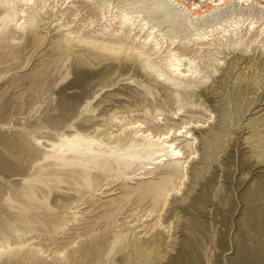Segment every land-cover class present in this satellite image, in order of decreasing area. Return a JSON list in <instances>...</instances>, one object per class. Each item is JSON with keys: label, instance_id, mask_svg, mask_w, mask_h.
<instances>
[{"label": "bare ground", "instance_id": "obj_1", "mask_svg": "<svg viewBox=\"0 0 264 264\" xmlns=\"http://www.w3.org/2000/svg\"><path fill=\"white\" fill-rule=\"evenodd\" d=\"M77 1L80 3L76 4L74 0H0V57L12 43L23 42V48L13 49L8 57L12 60L20 58L15 68H23L33 57L35 63L25 78L38 81L46 73L61 74L66 60L73 58L74 76L77 70L96 72L98 78L93 79L91 88L97 90L111 85L117 72L132 70L141 78L138 81L141 88L148 92L151 88L157 89L161 99L171 101L176 109L171 111L170 123L164 118L159 122L162 110L156 109L152 113L149 108L143 111L144 119L114 113L106 123L90 113L80 117L78 109L88 106L85 99L92 97L91 88L79 102L71 103L74 113L70 118L55 124L52 128L55 132L48 137L35 138L41 147L31 154L30 172L24 176L26 183L19 189L10 188L9 194L0 196V264L32 263L41 258H55L56 261L50 264H72L78 251L75 239L46 252L28 236L36 227L51 226L52 233L47 235L58 239L79 221L82 216L78 215L79 210L83 208L79 206L81 203L66 204L63 206L65 212L55 216L51 212L52 207L43 203L28 206L19 199L25 196L31 202L36 198L44 201L51 189H58L60 184L88 188L87 195L92 198L103 193L117 179L141 181L136 187L123 186L121 197L124 201L120 206L110 204L112 208L108 212L107 223L120 226L112 238H108L112 248L124 254L125 260L129 261L134 256L133 264H162L167 254L174 250L173 255L177 254L183 245L176 234H181L187 225L183 213L179 212L198 207L196 192L190 196L186 192L191 193L195 189L189 173L201 164V160L218 162V153L211 152L202 158L201 155L205 154L198 152L202 142L218 139L210 131L217 119L212 109L215 108L213 95L221 85L225 88L229 83L221 78L223 74L235 76L236 87L230 96L236 100V105L242 102L244 95L255 91L256 99L249 100L247 107L256 104L251 108L254 110L257 105L264 104V0ZM84 4L90 11L82 13ZM75 20L80 22L78 27ZM94 22L99 25L95 31L83 29L84 25ZM26 54L28 58L22 59ZM258 75L261 77L256 80ZM260 87L262 94L258 92ZM145 90L139 93L143 94ZM197 104L205 106L207 117L180 119L179 116L188 111L186 107H196ZM263 109L264 105L252 114ZM258 120L264 121V118L250 116L245 124L239 125L248 129L246 136H240L245 144L242 147L247 148L243 153H248L242 159H252L263 169L264 128H259L262 123L256 126ZM230 139L233 137H229L226 143L233 144L238 150V143ZM226 143L221 147H228ZM252 162L249 167H252ZM263 175L255 181L256 197L264 196ZM236 197L242 209L252 204L242 199L240 194ZM132 198H136L133 203ZM128 207L129 211L126 210ZM172 208L180 210L167 212ZM122 212L127 214L122 216L125 217L122 222L117 223L116 216ZM233 226L234 233L228 241L229 251L222 249L219 255L222 264H228V254L239 247L235 242L239 234L247 251L256 243L255 237L240 223L235 222ZM258 238L263 239L264 235ZM108 239L106 237L100 244ZM215 244L219 247L221 241L217 238ZM253 255L257 256V262L262 258L261 250L254 251Z\"/></svg>", "mask_w": 264, "mask_h": 264}, {"label": "rangeland", "instance_id": "obj_2", "mask_svg": "<svg viewBox=\"0 0 264 264\" xmlns=\"http://www.w3.org/2000/svg\"><path fill=\"white\" fill-rule=\"evenodd\" d=\"M74 1H76V4L80 3L77 0ZM82 7L84 8L82 13L86 10L90 11L85 4ZM74 24L78 27L80 22L75 20ZM98 27L99 25H97V22H94V24L84 25L83 29L85 31H95ZM23 46V42L17 43L16 41V43H12L10 48L1 52L4 56L0 57V144H2L0 145V196L3 194H9L10 188L19 189L22 184L26 183L25 181L27 179H25L24 176H26V173L30 172L29 160L31 154L32 152H38V148L41 147V145L36 142L35 138L41 136H44L45 138L48 137V134H53L55 132V130L52 129L55 124L63 123L70 118L74 113L71 103L79 102L85 94H88L87 91L94 85L92 82L98 78L96 72H85V70H79L80 72L77 70L78 73L74 71L76 72V75L74 76L72 63L75 59L69 58L66 60V66L62 69L61 74L46 73L42 76V80H40L41 82L38 80H28L25 77L31 72L30 69L33 63H35L33 60L34 58L32 57L29 62H27L28 64L23 68H15L14 66L21 61L20 58L12 60L8 57L13 49L21 50ZM26 51L29 52L28 50ZM42 51L43 50H41V52ZM41 52H39L38 55ZM27 58V54L22 56V59L26 60ZM118 73L119 72L113 76L112 80H114V82H112L111 85H105L99 90H97V88H91V90H89L92 97L85 99L89 102L86 108L82 107L81 109H78L80 117L85 113H90L96 115L97 117L95 118L106 121V123H109L108 117L114 113L117 115L125 114L130 116V118L144 119L145 115L143 111L145 108H149L152 113H154L156 109L163 111L161 116H159V122H162L161 118H164V121L166 120L168 123L172 121L169 117L172 115L171 111L176 109V105L171 101H163L160 93L157 92V89L151 88L148 92V90L141 88L138 85V81L141 78H138L132 70ZM73 77H75V79ZM234 77L235 76H229L227 73L223 74L221 78L229 82L228 87L223 88L221 85L213 95L215 108L212 107V109H214L217 119L210 132L213 131L218 136V139L202 142L199 145L198 153L205 154L201 155L202 158L208 154L211 155V152L215 154L218 153V162H208V159L205 160V162H202L203 160H201V164H199L196 169H192L191 173H189L191 175V180L193 181L191 182V185H193L195 189H192L191 193L188 191L186 192L189 193V196L196 192L199 201L198 207L194 210L191 209V211L186 210L187 212H179V214L183 213L187 225L186 229L181 232V234H176V236L179 235L177 240L179 239L183 245L180 246L177 254L173 255L175 250L172 251L171 254H167V259H165V263L163 262L162 264H222L219 255L221 254L222 249L229 251L228 241H230L231 235L234 233L233 224L235 222L240 223L243 229H247V231L255 237L256 243L252 244L251 248H248L249 251H247L246 248H243V238L239 234L237 237L238 239L235 241L239 244V247H237V249L235 248L233 253L228 254V264H243L244 262V264H264V238H258L260 235H264V207H262L264 206V196L256 197L255 195V191L258 190L255 188L257 184L255 181L261 179L260 175L264 174V168L262 169V167L256 166L252 162V159H250V161H247L246 158L242 159V157L248 155V153H243L247 148L242 147L245 144L242 143V137L240 136L242 134H245L244 136H246L248 129L239 126L241 123L245 124V122H247L246 118L248 120V117L250 116L260 115L261 118H264V109L258 113L252 114L256 108L260 106L262 107L264 104L257 105L254 110L251 108L256 104L248 106L249 108L247 107V102L249 100L256 99L255 91V93L252 92L244 95L242 102H237L236 105V100L234 101L232 96H230L236 87ZM260 77L261 75H258L256 80ZM65 87L67 91L64 90ZM261 89L262 88L260 87L258 92H261L262 94L263 91ZM143 90H145L143 94L139 93V91ZM128 93L131 96H129ZM121 100L124 101L121 102ZM158 101H160V103H158ZM63 102L66 104H63ZM102 105H104L103 108L101 107ZM192 107H186L188 111L183 112L184 116H179L180 119L188 118L190 116H206V113L208 116V112L204 110L205 106L197 104L196 107ZM245 107H247L248 110L244 113L243 110ZM241 113H243V116H240ZM259 123H262L259 128H264V121L258 120L256 126ZM160 126L163 125L160 123ZM237 126L238 128L235 131L234 129ZM254 127L255 125L253 128ZM2 136L7 138L5 139ZM229 137H233L235 140H230L238 143V150L233 144L226 143V140H228ZM42 140L45 141L44 138ZM224 143H226L228 147L230 146V149L226 146L221 147V144L223 145ZM231 146L234 149H232ZM251 162L254 166L252 165V167H249ZM243 163L244 166L242 165ZM9 174L11 177L8 178ZM13 177L14 179H12ZM11 179L15 181H12ZM45 180L49 181V179ZM140 181L141 180L135 179H123L122 181L121 179L114 180L112 181L113 183L111 182V184L108 185L107 189L103 190V193L94 195L92 198L87 195L88 188L79 189L76 186H69L68 184H60L61 186L58 189H51L44 201L36 198V200L31 202L27 197H21L19 200L23 202L25 201L28 206L30 204L43 203L46 207H52L51 212L55 216H60L64 213L65 210L63 206L71 202L77 201L78 203H81L79 206L83 207L79 210L78 215L82 214V216L78 218L79 221L72 226V229H69L67 233H64L58 239L47 235L48 233H52L51 226L36 227V230L33 231L28 238H33L35 243H39L44 249H46V252H49L48 249L53 250L66 244L68 241L75 239L78 251L72 264H133L134 256H132V259L129 261L125 260L124 254L115 252V247L112 248L113 244L109 239L112 238L113 233L120 226L107 223V221L108 212H110V209L112 208V205L110 204H113V206H120L124 201V198L121 197L123 186L129 188L136 187L137 182ZM196 182L197 184L195 185L194 183ZM203 183H205L207 187L205 185L202 188ZM197 190L199 191L197 192ZM238 194H240V197H243L242 199L247 203L252 204L247 205L242 209L238 202V198L236 197ZM255 199L256 201L254 202ZM135 200L136 198H132V203L135 202ZM133 205L134 204H132V206ZM146 205L147 204L144 206ZM171 206L172 204L169 207ZM130 207L126 210L129 211ZM173 209L175 208L169 209L167 212H170V210L172 211ZM176 209V211L180 210V208ZM126 214L127 213L122 212L116 216L117 223L122 222L125 218L122 216H126ZM138 214H142V212H139ZM143 232L144 230L141 231V234ZM106 237L107 239L109 238L108 241L103 245L100 244V242ZM217 238L221 241L219 247L215 244ZM257 250H261L262 253V258L261 260L258 259V262L256 259L257 256L254 257L253 255V252ZM248 254L249 256H247ZM177 260H180V263H178ZM55 261V258L51 260L48 258H41L32 263L21 262L19 264H50Z\"/></svg>", "mask_w": 264, "mask_h": 264}]
</instances>
